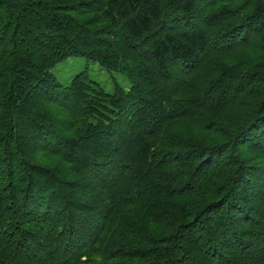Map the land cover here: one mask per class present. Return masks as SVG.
I'll return each mask as SVG.
<instances>
[{"label":"trees","instance_id":"1","mask_svg":"<svg viewBox=\"0 0 264 264\" xmlns=\"http://www.w3.org/2000/svg\"><path fill=\"white\" fill-rule=\"evenodd\" d=\"M0 264H264V0H0Z\"/></svg>","mask_w":264,"mask_h":264},{"label":"rangeland","instance_id":"2","mask_svg":"<svg viewBox=\"0 0 264 264\" xmlns=\"http://www.w3.org/2000/svg\"><path fill=\"white\" fill-rule=\"evenodd\" d=\"M83 71L86 72L89 79L108 93L113 92L114 82H118L124 89H128L131 84L124 74L108 71L85 57H68L51 70L63 84L69 83L73 75Z\"/></svg>","mask_w":264,"mask_h":264}]
</instances>
